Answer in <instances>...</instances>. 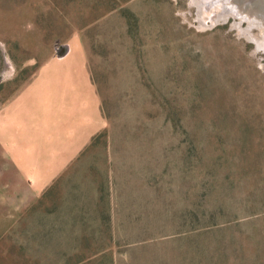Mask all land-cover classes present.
<instances>
[{"label": "rangeland", "instance_id": "374dc122", "mask_svg": "<svg viewBox=\"0 0 264 264\" xmlns=\"http://www.w3.org/2000/svg\"><path fill=\"white\" fill-rule=\"evenodd\" d=\"M234 21L203 24L196 0H0V110L69 54L60 127L95 109L83 60L106 121L37 195L0 167V264H264V48Z\"/></svg>", "mask_w": 264, "mask_h": 264}, {"label": "crops", "instance_id": "0c3cea01", "mask_svg": "<svg viewBox=\"0 0 264 264\" xmlns=\"http://www.w3.org/2000/svg\"><path fill=\"white\" fill-rule=\"evenodd\" d=\"M66 57H57L44 63L33 80L0 110V167L8 162L4 176L16 174L17 178L27 181V185H24L26 190L22 189L21 192H24L26 198L38 194L30 191L32 187L28 185L29 179L34 190L42 191L45 179L51 181L58 176L78 157L92 137L106 127L101 97L93 86L85 60L83 65L96 96L93 105L95 109H81V112L87 111L83 119L87 127L78 130L72 126L73 134L67 131L68 125L63 129L60 127L62 117L75 125L71 112L72 98L68 92H62L60 83L65 71L59 64ZM88 101L84 100L85 106L89 105ZM5 110L8 111L6 115L2 114ZM73 143L78 148L70 154L68 147Z\"/></svg>", "mask_w": 264, "mask_h": 264}, {"label": "water", "instance_id": "95a60500", "mask_svg": "<svg viewBox=\"0 0 264 264\" xmlns=\"http://www.w3.org/2000/svg\"><path fill=\"white\" fill-rule=\"evenodd\" d=\"M196 1L199 19L203 24L212 25L234 16V26L264 48V0Z\"/></svg>", "mask_w": 264, "mask_h": 264}]
</instances>
